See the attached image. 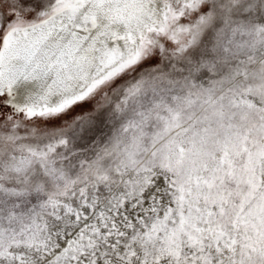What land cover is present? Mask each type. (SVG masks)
Here are the masks:
<instances>
[{
	"label": "snow or ice",
	"instance_id": "6c2138e0",
	"mask_svg": "<svg viewBox=\"0 0 264 264\" xmlns=\"http://www.w3.org/2000/svg\"><path fill=\"white\" fill-rule=\"evenodd\" d=\"M0 264H264V0H0Z\"/></svg>",
	"mask_w": 264,
	"mask_h": 264
}]
</instances>
